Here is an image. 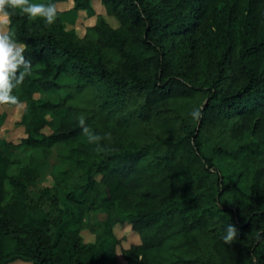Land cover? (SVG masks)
<instances>
[{
	"label": "trees",
	"instance_id": "16d2710c",
	"mask_svg": "<svg viewBox=\"0 0 264 264\" xmlns=\"http://www.w3.org/2000/svg\"><path fill=\"white\" fill-rule=\"evenodd\" d=\"M95 1L117 27L97 21L93 40L9 9L33 66L13 93L17 146L41 157L17 164L0 149V264H117V225L139 239L125 264H264V0ZM31 86L57 100L36 102ZM81 116L111 139L89 143ZM53 147L67 167L34 197ZM95 211L104 221L84 224Z\"/></svg>",
	"mask_w": 264,
	"mask_h": 264
},
{
	"label": "rangeland",
	"instance_id": "374dc122",
	"mask_svg": "<svg viewBox=\"0 0 264 264\" xmlns=\"http://www.w3.org/2000/svg\"><path fill=\"white\" fill-rule=\"evenodd\" d=\"M46 0H31L32 3L42 4ZM57 8V18L59 29L62 32H70L78 39H82L87 35L89 40H93L87 33V29L94 27L97 21H102L108 25L109 28L115 29L117 27L116 21L112 17L105 15L104 8L99 3V1H89L87 10H74L73 0H63L54 3ZM99 37V35H98ZM102 45V43L100 44ZM103 53L106 50H101ZM64 84L65 80H61ZM68 83V82H66ZM32 98L38 102L41 100H49L55 102L57 96L53 93L45 94L38 92L33 86L30 87ZM87 99V98H86ZM85 97L80 98L76 102L78 106L84 103ZM22 107H7L0 105V115L3 119L0 122V149L4 155L8 156L13 163H23L27 162L29 157H41V154L37 150H29L23 146H17L21 139L25 137L24 128L20 124ZM59 115L46 116L47 125L50 128L56 126L58 122ZM44 134H48L50 131L48 128H44L42 131ZM17 165H12L10 167V172H13ZM66 165L60 163L56 149L53 147L50 149L48 154L44 157L43 168L41 174L34 186L31 188V193L34 197L38 196V193L46 188H54V182L62 176V172L66 169ZM238 197L240 200H245L246 192L243 189L238 191ZM105 219V215L102 212L95 211L88 213L84 219L83 223L87 226L96 227L101 224ZM82 244H92L94 242V235L90 233L87 229L80 231L79 233ZM113 235L119 241L118 246L115 248V255L117 259V264H125L120 255L121 249H127L129 245L138 244L139 239L135 233H133L129 226H115L113 228ZM11 264H30L26 262H13Z\"/></svg>",
	"mask_w": 264,
	"mask_h": 264
},
{
	"label": "clouds",
	"instance_id": "9594fccd",
	"mask_svg": "<svg viewBox=\"0 0 264 264\" xmlns=\"http://www.w3.org/2000/svg\"><path fill=\"white\" fill-rule=\"evenodd\" d=\"M9 9H19L29 19H43L47 25L56 22L57 8L54 3L38 4L31 0H0V105H11L22 107L24 102L19 96L14 95V90L19 88L27 77L32 75V62L25 57L26 45L15 39L14 33L10 29L11 13ZM194 119L201 117L200 110L191 113ZM85 118H79V125L83 129V134L88 138L89 143H98L102 139H111L110 135L101 137L93 135L85 126ZM227 236L223 237L225 244H231L236 230L229 225Z\"/></svg>",
	"mask_w": 264,
	"mask_h": 264
}]
</instances>
